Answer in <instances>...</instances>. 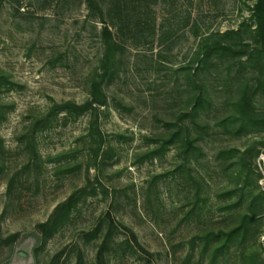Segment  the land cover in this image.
Returning <instances> with one entry per match:
<instances>
[{"label":"rangeland","instance_id":"obj_1","mask_svg":"<svg viewBox=\"0 0 264 264\" xmlns=\"http://www.w3.org/2000/svg\"><path fill=\"white\" fill-rule=\"evenodd\" d=\"M133 2L112 25L127 47L126 66L98 124L59 114L31 141L34 121L56 103L88 99L101 25L96 31L86 21L82 0L0 1V72L10 79L0 92V264H244L236 250L216 260L202 253L199 237L234 227L246 199L264 193V125L240 135L215 127L235 113L228 102L245 83L252 93L264 80V62L243 69L223 60L205 73L214 105L199 122L213 130L193 163L175 147L151 153L194 91L193 24L200 35L254 25L256 0H157L148 9L143 2L138 17ZM253 103L264 119V90ZM74 194L70 220L44 242L39 226ZM257 228L250 247L264 264V217Z\"/></svg>","mask_w":264,"mask_h":264},{"label":"trees","instance_id":"obj_2","mask_svg":"<svg viewBox=\"0 0 264 264\" xmlns=\"http://www.w3.org/2000/svg\"><path fill=\"white\" fill-rule=\"evenodd\" d=\"M0 1L5 2L7 0ZM82 1L87 9L86 21L92 23L96 31L101 25L99 31L100 52L97 65L89 74L87 83L88 99L81 104L74 101L56 103L47 115L34 121L31 141L35 140V136L40 131L47 129L52 118L59 114H65L67 117L76 119L88 115L90 117V129H93L98 124L99 112L109 105V88L123 77L127 47L117 38L112 25H117L115 21L126 10L127 0ZM133 1V4L137 6H134L132 17L135 15L138 17L141 8L139 3L143 4L145 2L148 9L150 7L148 5L157 0ZM253 20L254 25L244 24L239 30H229L224 33L220 31L206 32L201 35L199 34L201 32L199 25L197 23L193 24L195 35L200 38L188 76L189 81L194 86V91L188 102L186 112L178 120L166 123L164 135L157 142L160 146L151 153L153 157L160 155L171 147H175L181 152L183 159L191 164L197 159L198 155L202 154V143L205 137L209 135L208 132L213 128L208 122H205L202 126L199 119L214 105L203 76L208 69L218 68L223 60H228L231 68L240 66L243 69L253 68L264 62V0H256L253 8ZM9 81V77L0 72V92L9 85ZM254 87V91L251 93L249 83H245L239 99L228 102L235 113L217 122L215 127H223L228 131H230V128H236L235 133L240 135L247 134L251 130L259 129L264 125V119L255 111L253 103L255 94L264 90V80H260ZM122 103V101L116 100L118 108L123 107ZM2 115L3 111L0 107V123ZM233 153H235L234 150H229L228 152H222L220 155H233ZM234 195V191H229L225 194V197L232 199ZM242 198L226 209L233 211V209L239 207L243 202ZM246 201L248 207L239 212L238 222L234 227L199 237L200 240L204 241L202 253L206 254L210 251L213 259L216 260L219 256H224L231 253L232 250H236L244 264H260L253 248L250 247V239L258 233L257 227L264 217V212H260L264 203V193L250 195ZM77 203L78 199L74 194L66 202L58 205L48 222L39 226L44 242L53 237L70 220ZM191 213L193 212L189 214ZM131 234L138 247H141L135 233L131 231ZM111 235L112 231H109L100 254L103 253L104 249H107V241L111 238ZM125 244L128 245L130 250H134L129 241ZM78 264L82 263L79 262Z\"/></svg>","mask_w":264,"mask_h":264}]
</instances>
